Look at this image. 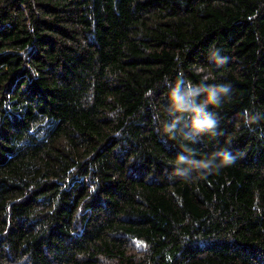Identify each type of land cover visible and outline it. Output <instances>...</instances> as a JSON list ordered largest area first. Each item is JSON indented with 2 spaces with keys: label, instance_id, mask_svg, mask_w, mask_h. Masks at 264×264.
Masks as SVG:
<instances>
[{
  "label": "trees",
  "instance_id": "16d2710c",
  "mask_svg": "<svg viewBox=\"0 0 264 264\" xmlns=\"http://www.w3.org/2000/svg\"><path fill=\"white\" fill-rule=\"evenodd\" d=\"M0 264H264V0H0Z\"/></svg>",
  "mask_w": 264,
  "mask_h": 264
},
{
  "label": "clouds",
  "instance_id": "9594fccd",
  "mask_svg": "<svg viewBox=\"0 0 264 264\" xmlns=\"http://www.w3.org/2000/svg\"><path fill=\"white\" fill-rule=\"evenodd\" d=\"M217 60L223 62L225 58L217 55ZM228 92V88L225 85L213 86L208 88L206 86H189L188 83L180 84L175 83L170 88L168 93V104L170 106V112L182 114L180 120H186L188 127L193 133L204 134L207 133L210 136H217L216 131L218 125V118L212 111H207L208 105L219 107L222 102V96ZM202 93L203 98H199ZM244 122L251 124L256 122L258 116H250L247 111L243 113ZM162 131L169 133L175 137V133L178 130L176 120L166 123L162 126ZM185 139L190 137L185 136ZM179 160L183 161L184 157H179ZM235 162V156L230 152L224 150L218 153L211 154V157L196 162V166L202 169L211 171L213 168L219 169L220 167L231 165Z\"/></svg>",
  "mask_w": 264,
  "mask_h": 264
}]
</instances>
